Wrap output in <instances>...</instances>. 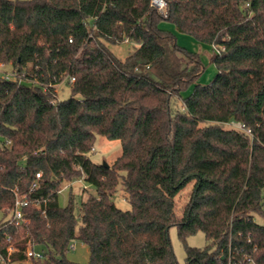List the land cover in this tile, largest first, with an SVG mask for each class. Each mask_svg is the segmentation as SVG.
<instances>
[{
  "label": "trees",
  "instance_id": "1",
  "mask_svg": "<svg viewBox=\"0 0 264 264\" xmlns=\"http://www.w3.org/2000/svg\"><path fill=\"white\" fill-rule=\"evenodd\" d=\"M165 1L161 12L152 0H0V221L15 189L30 198L27 223L0 222L12 261L31 242L44 254L31 264H83L65 256L80 239L84 264H180L176 225L185 243L209 240L187 245L185 264H264V0ZM163 21L216 46L210 83ZM124 39L134 48L121 59L109 44ZM64 80L72 94L60 99ZM99 134L121 141L107 165L89 155ZM79 178L97 193L77 233L59 191ZM120 184L130 209L113 199Z\"/></svg>",
  "mask_w": 264,
  "mask_h": 264
},
{
  "label": "rangeland",
  "instance_id": "2",
  "mask_svg": "<svg viewBox=\"0 0 264 264\" xmlns=\"http://www.w3.org/2000/svg\"><path fill=\"white\" fill-rule=\"evenodd\" d=\"M162 27L172 31L176 38L178 44L183 47L185 50L198 54L203 65L204 71L200 75L198 82L202 84H208L211 80L214 79L217 68L212 60L214 53L216 52V46L211 45L205 42L198 40L195 36L180 32L176 29L175 25L170 21H163ZM112 52L121 59H125L129 52L133 50L134 44L131 42H121L118 44H109ZM4 72H12L13 66L7 64L2 67ZM191 89L184 90L183 95H187ZM72 94L70 85L66 80L62 81L57 86V96L60 99L68 98ZM122 151L121 141L118 139L111 140L104 135H97L94 149L90 152V157L94 162L103 163V162H112V160L117 157ZM189 189L186 188L178 196L177 206L182 209L184 203L188 199ZM97 191L95 187L90 185L84 178L76 179L75 181L68 182L63 181L60 185L59 191V203L62 206H66L70 202V198L73 199L74 211L77 215V227L76 232L78 233L82 225V221L79 217V208L83 201H85L90 194H96ZM115 203L122 209L127 210L131 208L130 202L126 199L124 194L122 184L119 185L118 191L113 195ZM264 210V204H263ZM255 219L258 223L264 225V214L257 213ZM173 251L175 256L180 264H185L186 260V247H205L209 240L207 239L203 231H197L194 234L190 235L187 238V242H183L179 237L178 227L176 225L172 226L169 230ZM74 246L72 247V245ZM66 258L70 261L76 263H88L90 259V249L88 245L82 242L80 239H74L69 249L66 251Z\"/></svg>",
  "mask_w": 264,
  "mask_h": 264
},
{
  "label": "built area",
  "instance_id": "3",
  "mask_svg": "<svg viewBox=\"0 0 264 264\" xmlns=\"http://www.w3.org/2000/svg\"><path fill=\"white\" fill-rule=\"evenodd\" d=\"M152 3L156 8L161 11L165 12L167 9V2L165 0H152ZM72 41V39H71ZM124 42H129L128 39H124ZM17 75L16 71L13 70L12 72H6V77H15ZM19 77L24 78V74L20 75ZM75 78H71V81H74ZM37 177L41 176V172L36 174ZM38 186L37 180L32 183V189ZM15 193V203L14 207L11 210V213L3 218L0 222H4L5 225L7 224H14L15 226H21L24 223H27L28 220L24 218L23 208L29 205L30 198L26 194H21L17 189L14 190ZM34 203H38V200H34ZM10 238H8L9 240ZM74 246V245H73ZM16 250V247L13 244H10L7 248L6 254L0 251V264H31L32 260L42 258L43 252L38 250L34 247V245L29 242L27 249L25 251V258L20 261H12V253ZM251 260V259H249Z\"/></svg>",
  "mask_w": 264,
  "mask_h": 264
},
{
  "label": "water",
  "instance_id": "4",
  "mask_svg": "<svg viewBox=\"0 0 264 264\" xmlns=\"http://www.w3.org/2000/svg\"><path fill=\"white\" fill-rule=\"evenodd\" d=\"M103 163L107 165V163H106V162H103Z\"/></svg>",
  "mask_w": 264,
  "mask_h": 264
}]
</instances>
